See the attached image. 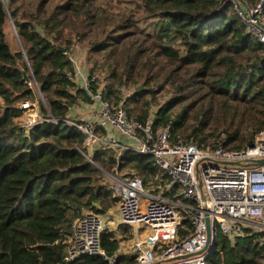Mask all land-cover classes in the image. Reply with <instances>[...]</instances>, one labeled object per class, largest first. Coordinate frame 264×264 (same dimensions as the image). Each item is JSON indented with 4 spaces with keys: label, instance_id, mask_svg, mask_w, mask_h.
Listing matches in <instances>:
<instances>
[{
    "label": "trees",
    "instance_id": "obj_1",
    "mask_svg": "<svg viewBox=\"0 0 264 264\" xmlns=\"http://www.w3.org/2000/svg\"><path fill=\"white\" fill-rule=\"evenodd\" d=\"M50 2L0 0V264H64L71 224L87 209L105 215L117 201L108 175L134 173L162 185L165 199L194 205L177 197V185L166 192L170 179L151 157L92 154L85 135L65 122L90 102L74 80L70 57L79 47L91 73L105 75L107 101L143 124L155 115L154 128L169 127L174 144L234 152L264 136V45L234 4L247 14L264 0ZM36 102L42 120L23 126L22 105ZM179 209L182 238L191 226ZM102 245L113 256L120 241L108 233ZM214 246L206 264H264V229L252 224L234 239L217 232Z\"/></svg>",
    "mask_w": 264,
    "mask_h": 264
},
{
    "label": "built area",
    "instance_id": "obj_2",
    "mask_svg": "<svg viewBox=\"0 0 264 264\" xmlns=\"http://www.w3.org/2000/svg\"><path fill=\"white\" fill-rule=\"evenodd\" d=\"M234 4L249 32L264 45V2L249 8L247 14ZM70 59L75 68L74 80L86 90L93 117L65 122L85 135L86 147L92 154L105 148L114 150L118 157L128 151L151 157L154 167L170 179L166 192L177 185V197L194 205H181L147 192L143 179L134 173L108 175L117 200L118 226L110 230L103 223L104 215L93 212L76 219L65 237L64 264L87 257H100L108 264H118L124 257L134 258L132 264H206L211 252L203 250L214 244L217 232L234 239L241 235L244 225L264 229V164H260L264 160V136L254 145L234 152L174 144L169 127L162 131L154 128L155 115L143 124L132 120L124 107H113L106 99V81L99 73H91L85 56L74 50ZM30 106L26 103L22 108ZM53 122L60 124L58 120ZM148 187L164 192L162 185ZM179 208L191 226L182 238L179 233L185 226ZM105 215L114 217L111 212ZM108 233H114L120 241L119 251L113 256L102 245V237ZM123 242H128L126 248Z\"/></svg>",
    "mask_w": 264,
    "mask_h": 264
},
{
    "label": "rangeland",
    "instance_id": "obj_3",
    "mask_svg": "<svg viewBox=\"0 0 264 264\" xmlns=\"http://www.w3.org/2000/svg\"><path fill=\"white\" fill-rule=\"evenodd\" d=\"M229 1V0H228ZM58 2H60V0H51V2H50V7H54V6H56V4H58ZM226 4H227V2H226ZM236 10V9H235ZM252 10V9H251ZM236 12H237V10H236ZM237 14H238V12H237ZM242 20V19H241ZM248 20H250V18L248 19ZM12 30H13V28H12ZM11 31V28H9L8 29V32H10ZM169 42V41H168ZM170 43V42H169ZM170 44H172V43H170ZM176 47L177 48H180L179 47V45L177 44L176 45ZM81 51H80V50ZM79 49H78V53L80 54V55H83V56H85V58L87 59V60H89L88 59V51L87 52H85V51H83V49H81L80 47H79ZM180 51H182V48H180ZM84 53H86V55L84 54ZM90 62V61H89ZM163 62H165V60L163 61ZM91 65V64H90ZM91 67V66H90ZM105 75L104 74H102V77H101V79L104 81L105 80V77H104ZM106 84H107V82H106ZM12 95H16L15 93H13ZM44 100V99H43ZM44 104L45 105H47V102H46V100H44ZM36 109H38V102H36V107H34V108H29V109H26V111H25V114H24V116L21 118V122L23 123V126H31V125H34V124H36L38 121H40V119L38 118V112H37V110ZM80 111L78 112V114H77V108H73L72 110H71V112H70V119H75V118H81V117H83L85 120L86 119H89L90 117H93V110H92V106H91V104H88V105H86V106H84V107H81L80 109H79ZM122 157V156H121ZM168 180H166V182H167ZM110 183H111V180H109V186H110V188H111V185H110ZM145 189H146V191L147 192H149V193H154L155 195H157V196H167V195H165V192H163V191H161L160 189H157V188H155V189H153L152 187H148V186H145ZM154 190V191H153ZM112 197H113V194H112ZM115 197V196H114ZM146 201V200H145ZM180 204V203H179ZM91 210H89V209H87V210H84V212H83V214L82 215H85L86 213H88V212H90ZM111 212V215H113L114 217L111 219L110 218V216L109 215H104L103 217H102V220H103V223L105 224V225H107L108 227H109V229L110 230H115L116 228H117V226H118V221H119V216H118V212H117V201H114L113 202V204H112V206H111V209H110V211L108 212V213H110ZM93 213H95V212H93ZM122 229V228H121ZM128 242H123L122 243V245H123V247H125L126 248V244H127Z\"/></svg>",
    "mask_w": 264,
    "mask_h": 264
},
{
    "label": "water",
    "instance_id": "obj_4",
    "mask_svg": "<svg viewBox=\"0 0 264 264\" xmlns=\"http://www.w3.org/2000/svg\"><path fill=\"white\" fill-rule=\"evenodd\" d=\"M64 52L66 53V51L64 50ZM22 74H23V79L24 81L27 83V84H31V79L29 77V75L27 74L26 71L22 70ZM139 90H142V86H140ZM260 164H264V160L263 161H260ZM206 225H207V228H208V236L211 237V234H212V231H211V223H210V219L207 217L206 218ZM215 249V246L214 244L211 245L210 247H206L203 251L205 252L206 250H209L210 252H212L213 250ZM202 252H199V254H202ZM191 256H186L185 258H189Z\"/></svg>",
    "mask_w": 264,
    "mask_h": 264
},
{
    "label": "crops",
    "instance_id": "obj_5",
    "mask_svg": "<svg viewBox=\"0 0 264 264\" xmlns=\"http://www.w3.org/2000/svg\"><path fill=\"white\" fill-rule=\"evenodd\" d=\"M82 107H83V106H82ZM79 109H80V107H79V108H77V114H78V112L80 111Z\"/></svg>",
    "mask_w": 264,
    "mask_h": 264
}]
</instances>
